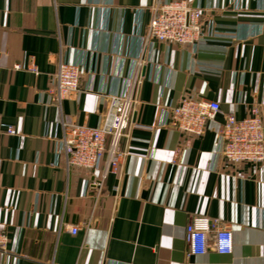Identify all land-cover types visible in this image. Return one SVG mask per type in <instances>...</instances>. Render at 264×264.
<instances>
[{
  "label": "crops",
  "instance_id": "crops-1",
  "mask_svg": "<svg viewBox=\"0 0 264 264\" xmlns=\"http://www.w3.org/2000/svg\"><path fill=\"white\" fill-rule=\"evenodd\" d=\"M188 1L213 34L193 48L145 49L157 0H0V119L20 135L0 139V264H264V163L225 172L218 155L229 115H264V0ZM62 61L83 76L58 107L49 89ZM137 73L120 172L101 181L69 169L52 141L61 123L101 127L104 96L126 92ZM183 98L221 106L190 148L163 125ZM196 216L231 228V255H188Z\"/></svg>",
  "mask_w": 264,
  "mask_h": 264
},
{
  "label": "built area",
  "instance_id": "built-area-1",
  "mask_svg": "<svg viewBox=\"0 0 264 264\" xmlns=\"http://www.w3.org/2000/svg\"><path fill=\"white\" fill-rule=\"evenodd\" d=\"M151 19L142 40L145 49L154 45L168 44L186 48L199 45L206 36L214 32V25L204 24L205 11L200 3L193 5L188 0H162L150 8ZM16 70H23L20 65ZM27 71L35 75L40 72L31 65ZM82 68L72 62L62 61L58 71L51 76L49 95L55 105L74 97L81 91ZM139 75L131 79L126 92L120 95L104 96L108 102L101 127L92 128L76 123H61L62 136L52 137L57 155L63 156L69 169L84 170L94 174L100 172L101 181L109 175H116L128 155L121 142L131 127L134 109L137 105L134 96ZM221 106L217 102L202 99L183 98L178 105L169 108V126L179 132L185 147L205 136L209 122L216 120ZM168 110V109H167ZM3 136L19 137L17 129L0 119V139ZM219 158L222 171H234L242 165L259 166L264 163V115L260 107L250 109L244 119L229 115L218 133ZM176 163V162H175ZM104 168L101 170L102 165ZM101 182L94 183L97 187ZM80 227H72L70 233L77 235ZM187 252L189 256L205 255L212 246L219 255H231L234 250V237L230 227L219 220L208 217H193L186 227ZM9 239L0 232V253L7 251Z\"/></svg>",
  "mask_w": 264,
  "mask_h": 264
}]
</instances>
